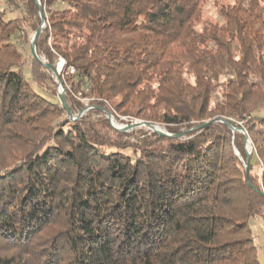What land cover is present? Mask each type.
<instances>
[{"label": "trees", "instance_id": "obj_1", "mask_svg": "<svg viewBox=\"0 0 264 264\" xmlns=\"http://www.w3.org/2000/svg\"><path fill=\"white\" fill-rule=\"evenodd\" d=\"M2 1L0 139L16 153L0 160V248L24 255L0 264H260L264 0H38L47 23L28 72L14 40L39 26L36 0ZM209 1L220 21L204 17ZM56 56L73 119L47 90ZM104 110L171 134L215 121L133 142L109 137Z\"/></svg>", "mask_w": 264, "mask_h": 264}, {"label": "rangeland", "instance_id": "obj_2", "mask_svg": "<svg viewBox=\"0 0 264 264\" xmlns=\"http://www.w3.org/2000/svg\"><path fill=\"white\" fill-rule=\"evenodd\" d=\"M233 1L234 0H220V2H231V3ZM0 6L1 7H5V4H4V2L2 0H0ZM42 12H43V10H42ZM43 15H44V13H43ZM203 15H204V17H207V18H210V19H213V20H218V21L221 20L220 17L218 16V14H217V8L213 5L212 1H209V2H207L205 4L204 9H203ZM46 23H47V18L45 16L44 17V24H45L44 27L46 26ZM40 24H41V19H40ZM34 33L35 32L28 31L27 36H20L19 38L14 40V42L18 45V47H20V49L22 51L23 58H24L23 61L25 62L24 66H23V70L25 72L29 71L30 56H31V52H30V48L29 47H30V44L32 42ZM61 59L62 58L60 56H56L55 61H54V65H55L56 70L59 73V77H60L62 65L64 63L63 59L62 60ZM62 61H63V63H62ZM203 71L205 73L209 72L208 65H205L203 67ZM46 72L48 73L49 77L51 78V81L53 82V83L49 84V87L47 88V90H49V92H52V90H53V93H55V96L57 95L58 98H59V94L62 91L64 92L63 94L65 96L66 88H65L64 84L61 83L62 78L60 77L59 79H57L56 76L49 69L46 70ZM31 84L39 92H41L43 94H46L43 89L37 88L34 83H31ZM75 97L80 99V93L75 94ZM88 101L89 100L87 98H83L82 99V102H83L85 107L78 113V117H80L82 114H85L88 111V109L91 108L90 105L88 104ZM83 110H84V112L81 113ZM107 112L110 113V115H109L110 118L108 117ZM80 113H81V115H80ZM100 115L105 117V118H107V120H108V122H109V124L111 126V129H109V131H108V135L112 139L116 138L114 130H116V131H119V130L115 129L111 125V121L114 123V125L118 129L127 127V126H129V125H131L133 123L139 122V121H145V120H142L140 118L132 117V116H129V115H122V114H120V112H117V110H116V112H114L112 110H109V111L104 110V111H102L101 114L95 115V116H100ZM71 118H73V117H71ZM207 121H209V120H207ZM207 121H205V122H207ZM205 122H203V123H205ZM203 123H201V124H203ZM153 124H155V128L156 129L161 130V131H163L165 133H169L163 124H160L158 122H154ZM201 124H197V125H194L193 127L186 128V129L182 128L181 132H184L186 134V133H188L191 130H194V129H197V128L201 127L200 126ZM240 128H242V127H240ZM140 131H144V132H147V133L154 132L152 129H149L147 126H143V125H141V126H132L131 128H125V130L121 131L123 133V135H124L122 138H123V140H130V141L134 142L136 140L138 134L140 133ZM236 131H238V130H236ZM169 134H171V133H169ZM184 135H182V137H184ZM248 141H249V143H248L247 147H248V151L251 153V150H252L253 146H252V143H251V141L249 139H248ZM11 143H13V142H5L4 139H0V160H1V162L4 161L5 163L9 164L10 162H12L14 160V155L16 153V147H15L14 144H11ZM245 145H244V150H245ZM235 153L239 156V154L237 152H235ZM245 155H246V153H245ZM249 158H250V155H249ZM242 161L244 163V170H245L246 159L242 160ZM248 163H249V161H248ZM253 164L254 165H253L250 173L253 176H255V177L256 176L259 177L261 160L259 158H256V159H254V163ZM245 173H246V171H245ZM247 173H248V169H247ZM58 222L59 221H56L52 225L53 226L52 228L46 230L43 233V235L39 236V238L34 240L33 241L34 244H36V246L39 245V248H40V246L43 244L42 240L45 237L52 235L54 233V231H56L59 228V223ZM249 223H250L253 235H254V244H255V247H256V251H257V258H258L260 264H264V210H262L260 212V214H259V216L257 218L251 219ZM0 254L8 255V256L12 255V256H16V257H19L20 255H24L22 250H19L17 248H7V247H1L0 248Z\"/></svg>", "mask_w": 264, "mask_h": 264}, {"label": "water", "instance_id": "obj_3", "mask_svg": "<svg viewBox=\"0 0 264 264\" xmlns=\"http://www.w3.org/2000/svg\"><path fill=\"white\" fill-rule=\"evenodd\" d=\"M36 3H37V6H38L39 16H40V19H41V24L37 27V29H36V31H35V33H34V36H33L32 42H31V44H30V52H31L32 56H33L35 59L39 60V57H38V55H37V53H36V50H35V41H36V39H37L39 33L41 32V30H42V28L44 27L45 24H44V15H43V12H42V8H41V6H40V3L38 2V0H36ZM43 66H44L45 68L49 69V70H50V71L56 76L57 79L60 78V77H59V73H58V71H57L56 68H55V65H51V64H49V63H47V62H43ZM63 93H64V92L62 91V92L59 94V100H60L62 106L64 107V109L66 110L67 114L69 115V117H71V113H70V111H69V108H68V106H67V103H66V100H65V96H64ZM83 112H84V110H83L81 113H83ZM81 113H80V115H81ZM80 115H79V116H80ZM107 115H108V117L110 118V116H109L110 113H109V112H107ZM72 119H73V118H72ZM214 121H215V119H211V120H209V121H207V122L201 124L200 126L202 127V126H204V125H206V124H208V123H212V122H214ZM111 125H112L115 129H117V130H119V131H123V130H125V128H131L132 126H141V125H143V126H147L149 129H152L154 132L158 133L159 135H163V136H169V137H171V136H176V137H180V136H182V135L185 134L184 132H181V133H178V134H169V133H165V132H163V131H161V130L156 129V128H155V124H153V123H151V122H148V121H139V122L133 123V124L127 126V127L121 128V129H118V128L114 125V123H113L112 121H111ZM231 128H232V130H238L239 132L245 134L243 128H234V127H231ZM248 143H249V141H248V137H247V135H245V144H246V145H245V153H246L245 171H246V173H247V169H248V161H249V155H250V152L248 151V147H247V146H248ZM258 193L261 194V195H264V193H263L262 191H259V190H258Z\"/></svg>", "mask_w": 264, "mask_h": 264}, {"label": "built area", "instance_id": "obj_4", "mask_svg": "<svg viewBox=\"0 0 264 264\" xmlns=\"http://www.w3.org/2000/svg\"><path fill=\"white\" fill-rule=\"evenodd\" d=\"M62 60V59H61ZM62 63H63V61H62ZM71 72H72V70H71Z\"/></svg>", "mask_w": 264, "mask_h": 264}, {"label": "bare ground", "instance_id": "obj_5", "mask_svg": "<svg viewBox=\"0 0 264 264\" xmlns=\"http://www.w3.org/2000/svg\"><path fill=\"white\" fill-rule=\"evenodd\" d=\"M122 126V125H121Z\"/></svg>", "mask_w": 264, "mask_h": 264}]
</instances>
